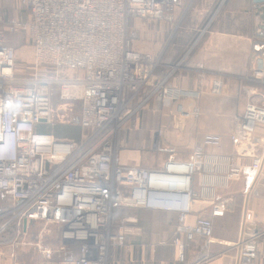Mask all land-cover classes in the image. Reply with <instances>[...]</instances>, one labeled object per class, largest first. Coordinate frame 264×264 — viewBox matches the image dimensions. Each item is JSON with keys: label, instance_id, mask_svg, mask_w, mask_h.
Instances as JSON below:
<instances>
[{"label": "built area", "instance_id": "built-area-1", "mask_svg": "<svg viewBox=\"0 0 264 264\" xmlns=\"http://www.w3.org/2000/svg\"><path fill=\"white\" fill-rule=\"evenodd\" d=\"M192 1L21 0L29 19L11 20L6 31L31 39L37 75H17L16 48L0 31V192L14 201L0 212V234L13 229L21 239L28 221L56 223L65 245L79 244L74 264H107L109 251L126 243L129 226L148 208L177 213L174 243L180 257L184 236L212 240L209 215H224L228 198L214 197L193 224L188 217L193 177L208 160L205 146L222 147V136L207 137L188 162L174 158V147L156 143L169 154L162 168L124 165L118 156L122 131L148 107L150 90L161 88V102L173 98L171 84L156 85L163 53L158 57L137 47L135 22L169 23L177 33ZM254 52L263 58L254 76L264 81V39L255 42ZM213 90L221 92V84L215 82ZM41 123L78 126L81 139L40 131ZM258 125H264V100L248 103L230 136L235 146L254 147L252 161L233 164L232 155L219 158L228 184L240 182L244 195L263 172L264 136L255 135ZM252 223L253 212L246 207L234 244L236 264L257 262L262 233L253 232ZM36 245L47 257L54 251L41 237Z\"/></svg>", "mask_w": 264, "mask_h": 264}, {"label": "crops", "instance_id": "crops-1", "mask_svg": "<svg viewBox=\"0 0 264 264\" xmlns=\"http://www.w3.org/2000/svg\"><path fill=\"white\" fill-rule=\"evenodd\" d=\"M219 3V0H196L176 34H173L169 23L135 22L140 30L136 42L140 50L158 55L163 42L170 45L163 53V65L158 69V74L160 79H171L173 98L169 102L154 100L157 105L144 109L147 113L142 118L148 131L144 130L141 135L131 133L124 139L137 144L144 136L152 150L144 151L147 153L144 154L137 147L123 148L118 156L124 165L162 168L169 160V154L159 151L156 143L174 147V158L188 162L195 147L202 145L207 137L222 136V147L205 146L208 160L193 177V211L188 222L195 223L217 196L229 199L225 214L209 215L214 226L211 241L207 242L202 237L190 241L184 236V259H180L179 249L174 243L177 213L141 209L138 221L128 228L126 243L109 251L107 264H236L234 244L241 236L246 207L253 212V232L262 233L256 264H264V166L255 188L244 195L240 182L228 184L225 162L219 159L221 155H232L233 164L250 163L253 159L251 154L254 147L235 146L230 136L235 129L237 116L245 111L248 103H261L264 100V81L254 76V70L263 62V58L255 54L254 45L257 40L264 39V6L257 7L253 0H242L239 6L241 12L228 8L227 16L215 24L212 11ZM0 14V22L6 14L10 16L3 23L4 34L11 20L29 19V11L21 0H0ZM151 24H168L169 30L161 28V31L167 32L160 35L156 26L154 29L150 27ZM160 37L161 42H158ZM146 41H151L150 51L142 46V42ZM215 82L221 84V92L213 90ZM183 112H188L189 116ZM140 115L122 131L124 137L137 127ZM160 117H164V133L161 136L155 134ZM38 129L58 137H78L71 131L74 128L67 125L41 123ZM255 135L264 136V125H258ZM13 204L10 196L0 192V212ZM42 223H24L20 243L0 241V264H74L80 255L79 244L65 245L61 225ZM40 237L54 250L52 256L47 257L38 249L36 242Z\"/></svg>", "mask_w": 264, "mask_h": 264}, {"label": "rangeland", "instance_id": "rangeland-1", "mask_svg": "<svg viewBox=\"0 0 264 264\" xmlns=\"http://www.w3.org/2000/svg\"><path fill=\"white\" fill-rule=\"evenodd\" d=\"M187 2H190V0H187ZM195 2H196V0H193L192 1V4L190 6V9L187 12V17L189 16V14L191 12V9H192V7H193V5H194ZM219 2L220 3L217 4V6L215 8H213V11H212L213 12V19H214L213 21H215V24L220 23L221 21H218V20H220L222 18H225L227 16L226 11H228V8L229 9H235V12H241V8L240 7H241V4H242V0H219ZM24 12H26V11L24 10ZM0 15H2V14H0ZM6 17L10 18L9 14H6ZM6 17H5V19H6ZM4 20L2 22H0V31L3 30V26L5 25V24H3L5 22ZM139 21H141V20H137V22H139ZM139 23H145V22H139ZM155 26H156V30H159L160 35H161V32L163 34L167 32L165 30L164 31H161V28H166L167 30H169V25L168 24H160V25L159 24H151L150 27L152 29H154ZM6 27H7V25H6ZM210 27H211V25H210ZM173 34H176V33H173ZM5 37H6V40L8 41V43H10L14 47H16V53H17L16 54L17 55L16 72H17V75L19 77L28 78V79L31 78V77H33V76H35V75H37V73H35V63H34L33 52H32V49H31V43H32L31 42V39H29V37H26L25 35H23L22 37H18V35L10 34L7 31H5ZM146 38H148V37L146 36ZM158 40H159L158 42H161V37ZM192 44H189V46L192 45ZM151 45H152L151 44V41L142 42V46H144V48H146L147 51H150V48L149 47ZM169 47H170L169 44L166 45L163 42L161 44V46L159 47V48H161L160 51H159L160 54H158L157 56L160 57V55L162 53L166 52ZM163 60H164V57L161 56V62H162L161 66L163 65ZM40 73H41V69H40ZM162 82H165L166 85L167 84H171V86H172L171 79L170 78H167V77L165 79L158 80L157 83H156V85H159ZM160 89L161 88H155V89H151L150 90L153 93V97L149 101V104H148V107L149 108H150L151 105H154V106H155V104L157 105V103L156 102H153V101L154 100H158L157 98H158V96L160 94ZM172 92H173V90H172ZM58 105H59V101L56 103V106H58ZM148 107H147V109H149ZM141 111H142V112H140V114H141L140 117L141 118H140V122L137 121V127L135 129H132L131 131L127 132L125 134V137H124V135L121 134L122 135L121 136V142L123 144L121 150L123 148L124 149H127L129 147H137L139 149H142L143 150L142 152L144 154H147L144 151L152 150L150 148V145L147 144L146 139L144 138V136L141 137V139L139 140V143H137V144H136V142L135 143H132V142L128 143L127 141H125L127 139L128 135L131 134V133L141 135L144 130L146 132L148 131L147 128H146L145 122H142V120H143L142 118L144 117L143 115H144V113H147V111H144V110H141ZM156 114L158 115L157 112H156ZM160 118H161V122H159V124L155 127V131H156L155 134L157 133V134H159L161 136L164 133V126H163V123H162V120L164 119V117H160ZM54 119H56V118H54ZM146 120H147V118H146ZM54 125H57V124H54ZM71 128H74L71 131L75 134V136H78L80 138L81 137V128L78 127V126L71 127ZM42 224H44V223H42ZM257 232H260V231H257ZM6 234H7V236H5ZM21 239H20V237H16L14 235V231H11V230L8 231V232H6V233H1L0 234V241H3L4 240L6 242H14V241H19V240L21 241ZM45 245H47L48 247H50L46 243H45ZM184 251H185V249H184ZM52 255H53V253H52ZM179 256H180V250H179ZM179 258L180 259H184V257L183 258L182 257H179Z\"/></svg>", "mask_w": 264, "mask_h": 264}, {"label": "water", "instance_id": "water-1", "mask_svg": "<svg viewBox=\"0 0 264 264\" xmlns=\"http://www.w3.org/2000/svg\"><path fill=\"white\" fill-rule=\"evenodd\" d=\"M253 2L257 5H263L264 6V0H253ZM262 7V6H261Z\"/></svg>", "mask_w": 264, "mask_h": 264}, {"label": "trees", "instance_id": "trees-1", "mask_svg": "<svg viewBox=\"0 0 264 264\" xmlns=\"http://www.w3.org/2000/svg\"><path fill=\"white\" fill-rule=\"evenodd\" d=\"M76 139H79V140H80V139H81V137H80V138H78V137H77ZM2 221H3V220H1V221H0V222H1V223H0V225L2 224Z\"/></svg>", "mask_w": 264, "mask_h": 264}]
</instances>
